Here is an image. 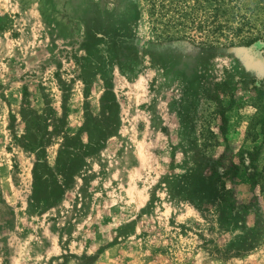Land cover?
Instances as JSON below:
<instances>
[{
    "label": "rangeland",
    "instance_id": "rangeland-1",
    "mask_svg": "<svg viewBox=\"0 0 264 264\" xmlns=\"http://www.w3.org/2000/svg\"><path fill=\"white\" fill-rule=\"evenodd\" d=\"M263 46L264 0H0V264H264Z\"/></svg>",
    "mask_w": 264,
    "mask_h": 264
},
{
    "label": "trees",
    "instance_id": "trees-1",
    "mask_svg": "<svg viewBox=\"0 0 264 264\" xmlns=\"http://www.w3.org/2000/svg\"><path fill=\"white\" fill-rule=\"evenodd\" d=\"M264 47V46H263ZM252 89L255 91V96L263 102V112H264V79L254 83L252 85ZM262 125L264 126V116L261 120ZM226 118H223V123L221 126V133L223 135L226 134ZM239 161L237 162L235 159L230 160L223 170L222 175L225 176V178L229 180H233L237 172L240 169V166L244 168L245 171H247V176L250 179L251 183L254 185L257 181L256 176L258 175V171L255 167V161L258 159L259 155V148H255L253 150H240L239 153ZM226 156V151L221 155V157L224 159Z\"/></svg>",
    "mask_w": 264,
    "mask_h": 264
}]
</instances>
